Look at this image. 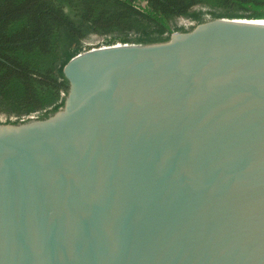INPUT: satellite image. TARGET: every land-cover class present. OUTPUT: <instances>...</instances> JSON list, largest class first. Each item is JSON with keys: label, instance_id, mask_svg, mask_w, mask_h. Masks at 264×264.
Returning <instances> with one entry per match:
<instances>
[{"label": "water", "instance_id": "water-1", "mask_svg": "<svg viewBox=\"0 0 264 264\" xmlns=\"http://www.w3.org/2000/svg\"><path fill=\"white\" fill-rule=\"evenodd\" d=\"M62 73L60 110L0 122V264H264V19Z\"/></svg>", "mask_w": 264, "mask_h": 264}, {"label": "trees", "instance_id": "trees-1", "mask_svg": "<svg viewBox=\"0 0 264 264\" xmlns=\"http://www.w3.org/2000/svg\"><path fill=\"white\" fill-rule=\"evenodd\" d=\"M206 15L264 19V0H0V115L11 124L33 113L46 119L64 105L62 69L75 55L100 45L164 42L193 27L178 19L196 25ZM92 37L102 41L88 45Z\"/></svg>", "mask_w": 264, "mask_h": 264}, {"label": "rangeland", "instance_id": "rangeland-1", "mask_svg": "<svg viewBox=\"0 0 264 264\" xmlns=\"http://www.w3.org/2000/svg\"><path fill=\"white\" fill-rule=\"evenodd\" d=\"M195 10H201L199 7H195L194 8ZM202 11H205V9H202ZM205 18H209L207 15L205 16ZM176 24L178 26H182V27H185V28H189L191 27L192 25H194L193 22L187 20V19H183V18H180L177 20ZM102 41L101 38H98V37H92L89 41H88V45H91V46H95L97 44H99L100 42ZM0 122H6V117L4 115H0Z\"/></svg>", "mask_w": 264, "mask_h": 264}, {"label": "built area", "instance_id": "built-area-1", "mask_svg": "<svg viewBox=\"0 0 264 264\" xmlns=\"http://www.w3.org/2000/svg\"><path fill=\"white\" fill-rule=\"evenodd\" d=\"M38 116H39V113H33V114L29 115V116L22 117L21 120H25V119H28V118H38ZM10 119H11L12 121L17 120L16 117H12V118H10Z\"/></svg>", "mask_w": 264, "mask_h": 264}]
</instances>
